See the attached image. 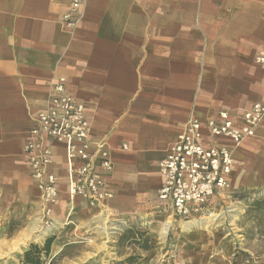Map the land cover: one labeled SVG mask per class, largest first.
I'll return each mask as SVG.
<instances>
[{"label": "crops", "instance_id": "1", "mask_svg": "<svg viewBox=\"0 0 264 264\" xmlns=\"http://www.w3.org/2000/svg\"><path fill=\"white\" fill-rule=\"evenodd\" d=\"M79 1L72 12L73 0H0V216L9 223L21 213L29 222L40 212L25 144L64 77L67 94L85 103L92 146L104 142L109 151L113 196L101 204L72 197L65 148L56 144L60 193L51 212L59 246L88 240L101 246L111 229L143 226L157 244V226L171 221L156 204L160 161L186 124L227 111L239 125L264 100V71L256 61L264 46V0ZM212 139L233 152V189L264 190V122L237 144ZM211 237L201 240L190 229L184 242L210 256L222 242Z\"/></svg>", "mask_w": 264, "mask_h": 264}, {"label": "built area", "instance_id": "2", "mask_svg": "<svg viewBox=\"0 0 264 264\" xmlns=\"http://www.w3.org/2000/svg\"><path fill=\"white\" fill-rule=\"evenodd\" d=\"M80 6L79 0H73L72 12ZM72 12L66 14L70 23L75 22ZM256 61L264 71V46ZM65 82L60 77L54 83L48 104L38 113L25 144L30 175L48 214L60 193V177L53 170L54 147L58 143L65 148V178L72 197L81 196L91 204H101L113 196L108 182L113 170L109 151L104 142L92 146L85 103L67 94ZM263 122L264 100L247 109L239 125L227 111H220L217 118H210L205 124L196 118L189 120L160 161L163 183L158 188L156 204L172 216L187 220L210 214L214 199L230 189L234 161L231 148L212 138L226 137L237 144L255 135ZM204 130L212 143H205Z\"/></svg>", "mask_w": 264, "mask_h": 264}, {"label": "rangeland", "instance_id": "3", "mask_svg": "<svg viewBox=\"0 0 264 264\" xmlns=\"http://www.w3.org/2000/svg\"><path fill=\"white\" fill-rule=\"evenodd\" d=\"M38 196L40 212L29 222L21 213L9 223L6 214L0 216V264H22L24 251L31 243L43 245L50 237L53 242L49 259L56 264H264V190L261 189L236 190L230 186L213 211L203 216L206 219L219 215L207 226L183 229L187 219L167 215L171 226L165 236L161 234V226H157V244L152 242L155 238L151 229L143 226L111 229L101 246L89 240L59 246L53 212H46L41 194ZM190 229L201 240H210L211 236L221 238L218 253L207 256L204 247L196 248L195 244L184 242ZM99 247L102 250L97 252ZM185 252L202 253L198 259H192Z\"/></svg>", "mask_w": 264, "mask_h": 264}, {"label": "trees", "instance_id": "4", "mask_svg": "<svg viewBox=\"0 0 264 264\" xmlns=\"http://www.w3.org/2000/svg\"><path fill=\"white\" fill-rule=\"evenodd\" d=\"M53 238H48L43 245L31 243L24 251L22 264H56L49 259Z\"/></svg>", "mask_w": 264, "mask_h": 264}, {"label": "bare ground", "instance_id": "5", "mask_svg": "<svg viewBox=\"0 0 264 264\" xmlns=\"http://www.w3.org/2000/svg\"><path fill=\"white\" fill-rule=\"evenodd\" d=\"M219 216V215H218ZM218 216H214V217H208V218H203L202 220H196V219H193L191 221H186V222H183V225H182V228L184 229H187V228H190V227H201V226H207L208 224H211V222L213 220H216ZM170 225H171V221L169 220H164L162 226H161V234L163 236L166 235L167 231L169 230L170 228ZM210 226V225H209ZM50 227V226H49Z\"/></svg>", "mask_w": 264, "mask_h": 264}]
</instances>
